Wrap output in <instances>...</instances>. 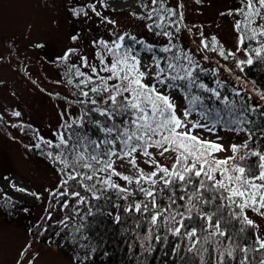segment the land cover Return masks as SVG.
Listing matches in <instances>:
<instances>
[{
  "label": "snow or ice",
  "instance_id": "obj_1",
  "mask_svg": "<svg viewBox=\"0 0 264 264\" xmlns=\"http://www.w3.org/2000/svg\"><path fill=\"white\" fill-rule=\"evenodd\" d=\"M98 2L101 7H107L105 0ZM239 3L240 7L221 13L239 17L233 23L235 51L226 50L216 36L211 37L210 43L204 38L199 43L203 50L217 53L225 60L235 59L236 68L244 73V66L250 67L257 61L264 63V0H239ZM140 6L143 14L132 15L150 21L145 24L149 31L159 29L156 35L168 38V45L159 52L171 55L157 56L153 45L131 36L134 44L141 45L151 55V63L144 64L140 53L124 44L128 33H112L115 38L110 41L93 42L99 66L89 65L85 56L79 57L80 66L69 65L67 83L72 85L73 78L78 79L75 87L84 99L76 103L84 105L83 115L61 125L63 131L55 133L56 143L38 137L40 142L35 145L59 149L47 152L60 165L58 171L62 174L51 195L54 199L71 197L76 204H86L88 197L73 190L77 185L96 200L113 190L118 199L127 201L124 212L139 213L147 223V233L141 242L142 246L148 245V251L153 239L157 242L162 239L159 231L163 228L164 240L168 235L178 238L173 253L179 254L183 244L185 253L198 257L199 264H264V237L260 235V225L248 215L253 212L264 219V147H250V130L243 143L218 135L220 113L213 115V110L204 106L202 97L193 94V89L210 93L228 107L230 115H236L235 102L222 97L217 90L224 87L223 82L218 80L217 88L201 82L194 74L199 64L193 55L172 43L173 33L168 29L175 25V31H180L183 13H179L178 20L174 19L177 11L167 7L165 0H141ZM88 7L104 23L116 24L96 11L95 4ZM73 13L87 15L84 8L73 9ZM77 38L71 37L73 41ZM75 51L69 48L58 59L67 61ZM237 53L246 59H236ZM82 68H88L89 72ZM225 71L233 70L225 67ZM236 80L238 83L231 91L243 100L247 81L241 76ZM177 92L186 101L182 108H178L175 100ZM253 92L264 101V90L257 88L255 82ZM258 108L241 103L238 118L224 124V130L237 135L246 131L240 127L247 122L244 114ZM91 113L103 119H93ZM12 115L19 117L20 112L14 111ZM86 118L102 138L94 139L76 130L85 127ZM229 152L231 155L220 156ZM117 161L127 165L125 171L131 174L117 170ZM118 181L125 183L121 185ZM62 203L65 208L69 206L67 199ZM67 220L66 216L61 221L65 227ZM116 220H120L119 215ZM250 229L253 231L249 232ZM247 240L251 243L241 246ZM29 247L21 250L22 258ZM250 253H258V259L253 256L250 260ZM28 264L33 261L29 260Z\"/></svg>",
  "mask_w": 264,
  "mask_h": 264
},
{
  "label": "rangeland",
  "instance_id": "obj_2",
  "mask_svg": "<svg viewBox=\"0 0 264 264\" xmlns=\"http://www.w3.org/2000/svg\"><path fill=\"white\" fill-rule=\"evenodd\" d=\"M81 2L98 0H80ZM109 14L107 18L116 21L115 25L99 21L105 25L104 40L114 39L125 32L143 35L145 22L136 19L143 14L141 0H105ZM166 6L179 8L183 13V27L179 37L186 45H193L199 50V60L204 61L212 69L215 67L222 79L237 85V76L243 74L236 68L235 59L225 60L217 53L203 50L200 45L202 38L209 43L212 36L223 44L226 50L235 51L236 32L233 23L226 13L229 9L240 7L239 0H165ZM67 0H0V114L9 129L8 136L0 130V188L5 194L20 201L34 203L37 197L43 201L32 222L43 213L45 198L57 188L60 182L57 174L43 161H39L29 151L31 141L21 134L24 124L32 125L43 133L51 131L78 117V111L68 100L70 93L67 86L60 80L52 64H47L39 58V52L34 50L33 43L44 42L50 44L58 54L70 46L80 47L77 57L87 52L88 45L84 38L89 37L91 24L80 13L79 17L71 20ZM179 5H183L182 8ZM174 19H176L174 17ZM96 21H93V25ZM191 29V31H189ZM77 30V40L73 41L72 31ZM144 64L151 63V55L140 53ZM207 56L209 59L205 60ZM40 59V60H39ZM76 58L75 60H78ZM236 59H243V54L237 53ZM61 67V66H60ZM231 68V73L225 71ZM246 80V79H245ZM246 91L255 101L264 107V101L253 92V83L246 80ZM175 100L178 108L185 106L183 96L177 92ZM20 112L19 117L12 115ZM197 116L194 114L193 119ZM17 125L13 127L12 125ZM218 135L231 142L243 143L248 138L244 132L224 130L222 124L217 126ZM207 135V134H206ZM215 139V136L211 137ZM227 146V145H226ZM231 155L221 153L220 156ZM147 171L146 165H142ZM127 165L117 161V170L126 172ZM124 185V181H118ZM17 189H24L18 191ZM35 193L36 195H33ZM260 225V235L264 237V219L249 214ZM7 222L0 215V264H75L68 255L60 249L43 246L37 241L31 244L27 252L21 257V250L28 246L30 239L21 222ZM24 224V225H23ZM23 225V227L21 226ZM35 257L33 258V256Z\"/></svg>",
  "mask_w": 264,
  "mask_h": 264
},
{
  "label": "trees",
  "instance_id": "obj_3",
  "mask_svg": "<svg viewBox=\"0 0 264 264\" xmlns=\"http://www.w3.org/2000/svg\"><path fill=\"white\" fill-rule=\"evenodd\" d=\"M69 1V15L71 20H75L79 15L73 13V9L84 8L87 15L84 13L83 16L91 24L90 35L89 37L84 38L86 44L88 45V50L85 53H82V56L88 58L89 65L95 64L99 66V61L96 58L97 47L94 46V41L104 40L106 35L105 25H100L98 22L102 21L101 17L95 15L91 10L89 5L95 4L96 11L100 12L102 16L107 17L110 13L104 7H101L100 4H97L95 1L90 2H81L80 0H67ZM171 8V7H170ZM177 11V20L179 19V8H172ZM228 16V15H227ZM229 19L233 22L239 17L228 16ZM137 19V18H136ZM140 23H151L147 20H141ZM93 21H96L93 25ZM144 34L138 35L134 32H125L128 33L124 44L129 47L135 48L139 53H147L143 51L142 46L139 44H134L130 39L131 36H135L138 40H143L146 44L154 46V51L157 56L165 57L171 55V53H161L159 49L161 47L167 46L169 40L163 35H156L159 29L153 28L152 31H149L144 27ZM183 21L180 25V31L183 30ZM173 33L172 43L177 46V48L183 49L184 51L190 52L194 59L198 62L199 67L195 69L194 74L199 78V80L205 83L210 88H217V81H221L224 84L223 88H218L217 90L221 92L222 97L227 96L230 101H234L236 105V115H230L228 107L220 103L215 97H212L210 93H205L202 90L193 89V94L200 95L203 99V104L205 107L213 110V115L215 112L220 113L221 124L222 126L226 124L229 120L238 118L239 114V105L241 103H246L252 106H259L258 111L256 112H247L244 115L247 117V122L242 123L240 127L246 129L244 133L248 136V131H251L252 139L250 141V147L255 148L257 145L264 147V107L258 101H255L254 98L244 92L242 95L244 97L241 100L238 97H235L231 91V88L234 85L231 82L225 81L221 78L219 72L214 67L213 69L199 60V50L195 49L193 45H186L179 37L180 31L177 33L175 31V25L168 29ZM73 36L78 35L77 30L72 31ZM124 34V33H123ZM39 45V46H38ZM50 44L44 42L33 43L31 47L39 52V58L44 60L47 64H52V67L55 68V72L60 80L67 86L70 93V102L71 105H74L78 111V117L83 115L81 109L84 108V105L76 103L78 99H84L80 96L78 89L75 87V84L78 82V79L73 78V84L69 85L67 83L68 67L69 65L75 64L80 66L81 61L75 60L79 52L78 46H70L69 48L75 49V53L72 54L67 61H60L58 58L63 56L64 52L69 49H65L61 53H57ZM253 46H255L253 42ZM176 48L173 49V52H176ZM148 54V53H147ZM242 54V53H241ZM39 59V60H40ZM110 59V58H109ZM229 58L228 60H230ZM243 59L246 57L243 55ZM231 61V60H230ZM1 62V60H0ZM164 62L162 61V66ZM61 66V67H60ZM245 72L242 73L243 77L250 82H255V86L264 90V63L257 61L252 66H244ZM204 69L205 71H201ZM82 71L89 72L88 68H82ZM214 70L215 74H214ZM75 93V94H74ZM251 97L250 100L247 97ZM186 105V101H184ZM88 107H91L89 105ZM93 119H103L99 117L96 113L90 114ZM242 118V117H241ZM2 115L0 114V130L3 135L8 136L9 129L5 125V121H2ZM85 122V127L83 129H76L80 131L81 134H87L91 138H102V134L96 129L92 124ZM234 127V125H231ZM21 134L25 135L30 141L29 151L36 157L39 161H43L48 167L53 170L58 176L62 178V174L58 171L60 167L59 164L54 163L52 159L47 156L49 151H59V149H50L46 144H41L40 148H36L35 145L39 143L38 137L43 138V140H50L53 143H56L55 133L58 131H63L61 126L53 128L51 131L43 133L41 130L36 127L28 124H24L21 127ZM248 139V138H247ZM243 154V152L241 153ZM255 158H253L254 160ZM72 183V182H70ZM45 198L46 203L42 209L43 213L41 216L34 222L32 218L35 214L33 209H38L43 203V201L37 198L35 202L29 203L28 201H20L13 196L5 194L4 191L0 188V215L7 222H21L27 224V227L24 225V228L29 234L30 239L27 245H31L35 241L38 244L43 246H49L52 248H58L63 250L68 257L72 259L75 264H185L187 261L188 264H199V258L194 257L191 253H185L184 245L182 244L179 254H174L173 249L175 244L178 241V238L168 235L167 240L163 239L164 230L160 229L159 235L162 239L157 242L153 239L151 244V251L146 250L148 248L147 244L142 246V237L147 233L148 225L144 221L143 217L136 212L127 213L123 211V206L127 204V201L120 200L117 198L115 191L109 190L104 193L100 200L92 199L91 194L84 191L83 188H80L78 185L73 190H79L81 195L88 197V203L86 204H76L75 200L71 197L68 198H57L54 199L51 193ZM63 191V188L60 189ZM137 199H142V196H137ZM64 199L68 200L69 206L65 208L62 201ZM120 204L122 207L117 208L116 205ZM91 210V214L89 211ZM253 212H249L251 214ZM120 216V220H116V216ZM68 217L66 221L67 227L61 223L65 220V217ZM140 225L137 227V225ZM23 225H21L23 227ZM79 229V231H77ZM253 230H249L251 232ZM155 235V233H154ZM251 243V240L242 242ZM30 248V247H29ZM28 248V249H29ZM242 255V254H239ZM253 256L259 257L258 253H250L249 259ZM231 264V262H230Z\"/></svg>",
  "mask_w": 264,
  "mask_h": 264
}]
</instances>
